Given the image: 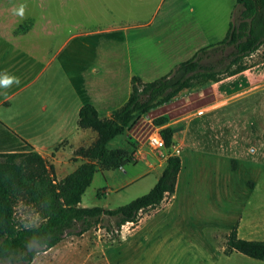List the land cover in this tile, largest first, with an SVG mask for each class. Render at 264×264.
<instances>
[{
  "label": "rangeland",
  "instance_id": "1",
  "mask_svg": "<svg viewBox=\"0 0 264 264\" xmlns=\"http://www.w3.org/2000/svg\"><path fill=\"white\" fill-rule=\"evenodd\" d=\"M236 7L235 0H0V34L11 29L23 33L29 22L33 28L20 39L10 37L9 43L19 48L13 50L3 67L8 74L18 75L19 66L24 62L29 65L31 56L43 64L54 57L38 84L27 91L35 98L33 92L38 85L51 92L64 84L69 65L61 63L73 46L90 45L89 53L93 55L100 43L99 61L106 57L111 68L115 53L124 56L122 45L127 43L134 66L148 80H154L150 71L153 65L162 74L175 66L173 58L160 52L168 42L179 40V35L187 32V38L181 36L187 53L178 55L184 60L196 45L200 48L225 36ZM88 31L97 32L74 36ZM157 39L161 41L156 45ZM259 59L258 55L249 58L251 63ZM242 82V78L228 82L231 94L218 100L210 102L211 89H207L200 94L203 98L195 96L197 99L189 103L227 101L189 124L188 147L182 154L186 180L171 204L164 207L167 198L158 207L143 211L138 222L142 220L141 227L124 224L118 240L109 241L108 233L98 225L80 236H66L30 264H264V259L235 252L229 259L222 255L227 234L236 222L240 236L264 239V91L241 96ZM32 104L26 103L23 112L30 113ZM3 111L1 108L0 114ZM150 129L151 124L137 121L127 132V144L124 134L108 143V148H128L131 161L123 168L97 170L82 195L81 206L114 208L152 188L162 171L160 166L144 180L133 181L147 170L138 160L137 150ZM73 164L65 166L64 174L74 170ZM15 216L25 225L40 222L33 209L22 203L15 206ZM153 253L161 257L152 258Z\"/></svg>",
  "mask_w": 264,
  "mask_h": 264
},
{
  "label": "trees",
  "instance_id": "2",
  "mask_svg": "<svg viewBox=\"0 0 264 264\" xmlns=\"http://www.w3.org/2000/svg\"><path fill=\"white\" fill-rule=\"evenodd\" d=\"M236 4L233 20L221 40L199 48L155 80L144 82L132 75L128 99L109 117H101L91 104L80 107L78 126L91 128L97 138L91 146L79 149L86 160L65 177L57 180L52 165L32 147L25 152H0V264H30L66 236H80L98 225L108 233L109 241L118 240L124 224L137 225L143 211L158 207L172 196L182 166L175 154L168 155L146 194L114 208L80 205L97 170L123 168L131 161L127 150L107 147L114 137L124 134L151 110L251 66L250 56L264 45V0H236ZM162 122L166 119H155L154 124ZM162 136L170 146L172 129H165ZM18 203L33 209L40 222H18ZM233 251L263 260L264 239L240 237L236 222L227 234L225 254Z\"/></svg>",
  "mask_w": 264,
  "mask_h": 264
},
{
  "label": "crops",
  "instance_id": "3",
  "mask_svg": "<svg viewBox=\"0 0 264 264\" xmlns=\"http://www.w3.org/2000/svg\"><path fill=\"white\" fill-rule=\"evenodd\" d=\"M30 26L29 22V26L23 33H18L11 29L3 31V33L0 34V81L5 78L10 79V82L6 85L0 83V109L4 108V111L0 114V152H25L32 147L52 165L54 175L56 179L59 180L70 173L65 172L64 174L66 165L74 163L75 170L81 162L86 160V157L78 151L80 148L91 146L97 138V133L91 128H82L78 126L77 120L80 107L87 103L91 104L96 108L101 117H109L115 109L119 108L128 99L132 75L139 76L144 82L152 80H148L147 76L138 71V66H134L130 52L132 50L127 43L122 45V47H124L125 58L124 56H119L120 53H115L116 57L114 56L115 58L111 68L108 66L109 64L106 57L104 60L99 61L100 53L98 45L100 43L97 45L98 47L96 46V50L93 51V55L89 53V49L91 48L90 45L82 47L73 46L70 53L65 55L62 59L61 64H68L69 66L67 68L68 70L65 71L64 84L61 88L58 86L55 90L47 92L46 87L38 85L34 90L35 92H33V97L35 98H31V96L27 95V91L38 84L42 73L54 57H51L43 64L41 60L31 56V63L29 65L24 62V64L19 66L20 72L18 75L8 74V70L3 67L5 62L10 60L11 56H13V50L19 48V46L14 43H9L10 37L20 39L21 36L31 33L33 28H30ZM111 29L114 28H110V30ZM96 32L97 31L82 32L74 34V36H85ZM179 36V40L177 39V41L171 44L168 42L165 49L160 50L161 53H166L170 58L174 59L173 65L190 58L200 46L196 45L194 49H190L193 53L189 57L184 58V60H181L178 55L180 56L181 53L185 54L188 50L186 42L181 41V36L187 38V32L184 30ZM160 41L161 40L157 39L156 45ZM212 43L209 42V44ZM256 55L260 56V59L252 63L249 60L251 66L242 72L227 77L198 91L181 96L170 103L151 110L138 120L149 123L152 126L155 119L165 118L169 125L168 128L172 129L173 132L171 145H173L174 150L172 149L173 151L170 154L178 155L181 159L182 166L177 176L175 191L172 196L169 197L168 202L164 204V207L171 204L177 197L178 190L179 188L181 189V183L186 180V164L182 154L188 147L186 130L189 124L193 119L201 115H206L209 111H212L214 108L221 106L227 101L222 103L215 102L207 105L204 104L206 102L201 100L198 104L192 105L194 107L189 103H191L193 99H197L195 96L202 94L201 92L207 89H211L208 95V100L210 102L218 100L220 97L228 96L231 94L232 89H229V91L226 84L238 78H242L243 81L240 84L241 87H243L241 89V96L264 91V45H261L250 57ZM118 56L124 60H120ZM13 58L15 59L17 57L15 56L12 57V59ZM119 64H121V67ZM150 71L157 79L166 75L170 70L162 74L159 68L153 65ZM225 87H227V90ZM214 89L217 90L214 91ZM19 96L23 98L13 105L11 102ZM203 97V95H200L198 99L200 100ZM22 101H24L25 104L28 102L33 103L30 113L23 112L25 104L21 103ZM7 105L9 106L8 109L6 107ZM29 127H31L32 130H30ZM127 132L128 131L123 135V140H125L126 144ZM110 149L118 148L113 147ZM121 149L128 150V148ZM137 152L140 154L138 160L144 162L147 166V170L138 173L137 176L133 178V181L144 180L146 176L150 174L151 170H156L157 166H160L161 169L164 167L166 158H160L161 160H159L156 152L147 147H140ZM147 157H151L152 160L149 161ZM56 173H59V175H56ZM156 213L158 212L152 214ZM141 224L142 220H140V224H137L138 227H141ZM256 232L257 231L254 230L251 231L252 234H256ZM259 232L262 233V231ZM240 237L258 240L261 238L255 236ZM234 252L235 251L229 254L222 253V255L229 259ZM157 254L158 253H153L152 258L161 257L160 254ZM210 264H219V262H212Z\"/></svg>",
  "mask_w": 264,
  "mask_h": 264
},
{
  "label": "built area",
  "instance_id": "4",
  "mask_svg": "<svg viewBox=\"0 0 264 264\" xmlns=\"http://www.w3.org/2000/svg\"><path fill=\"white\" fill-rule=\"evenodd\" d=\"M168 126L167 122L153 124L141 147H147L162 158H167L168 155H171L170 153L174 150L173 145L167 147L162 136L163 131L167 129Z\"/></svg>",
  "mask_w": 264,
  "mask_h": 264
},
{
  "label": "clouds",
  "instance_id": "5",
  "mask_svg": "<svg viewBox=\"0 0 264 264\" xmlns=\"http://www.w3.org/2000/svg\"><path fill=\"white\" fill-rule=\"evenodd\" d=\"M10 82V79L9 78H5L3 79L2 81H0V83H3V84H8Z\"/></svg>",
  "mask_w": 264,
  "mask_h": 264
}]
</instances>
